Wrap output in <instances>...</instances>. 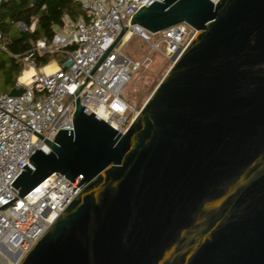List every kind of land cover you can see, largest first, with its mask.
<instances>
[{
	"label": "water",
	"instance_id": "water-1",
	"mask_svg": "<svg viewBox=\"0 0 264 264\" xmlns=\"http://www.w3.org/2000/svg\"><path fill=\"white\" fill-rule=\"evenodd\" d=\"M180 22L194 36L124 133L79 91L129 26L74 92L73 129L22 167L0 209L53 172L81 189L17 264H264V0H155L130 20Z\"/></svg>",
	"mask_w": 264,
	"mask_h": 264
},
{
	"label": "built area",
	"instance_id": "built-area-1",
	"mask_svg": "<svg viewBox=\"0 0 264 264\" xmlns=\"http://www.w3.org/2000/svg\"><path fill=\"white\" fill-rule=\"evenodd\" d=\"M75 1L82 14L75 20L64 14L62 24L53 26L52 39L39 38L29 53L37 50L41 56L60 52L63 63L52 59L36 67L35 59L26 60L29 54L22 57L9 53L22 61L23 69L28 64L36 74L30 84L18 83L20 75L16 78L13 87H24L19 95L0 94V207L17 197L18 191L11 184L23 171L25 163L32 167L28 159L33 152L36 149L50 152L46 140H52L60 129H73L74 92L123 26L129 27L122 39L136 36L150 45V52L164 44L170 57L177 51L180 54L196 32L186 22L156 33L139 24H130L138 9L155 0ZM37 20L33 16L29 24L18 21V29L32 33L31 26ZM155 34H158V38L153 40ZM57 36L60 37L59 41L56 40ZM2 40L0 31V49L6 51ZM39 41L44 42V47H38ZM146 58L138 61L125 57L116 50L115 45L80 89L81 105L124 133L139 110L122 95V91ZM66 61H70L68 66L64 65ZM53 64L59 71L49 75L44 69ZM80 189L61 173L53 172L27 194L2 207L0 250L19 252L21 256L25 254Z\"/></svg>",
	"mask_w": 264,
	"mask_h": 264
},
{
	"label": "trees",
	"instance_id": "trees-1",
	"mask_svg": "<svg viewBox=\"0 0 264 264\" xmlns=\"http://www.w3.org/2000/svg\"><path fill=\"white\" fill-rule=\"evenodd\" d=\"M64 14L75 20L82 14V11L75 0H36L34 4L32 0H6L0 5V31L3 38L7 37L3 44L8 53L25 57L39 38L46 37L50 41L54 35L53 26L62 24ZM33 16L38 19L35 31L26 32L27 36L21 31L11 34L13 23L23 21L29 24ZM52 59H58L63 63V55L60 52L42 54L34 62L36 67H40ZM22 69V61L17 60L11 54H9L8 61L0 58V70L5 72V81L10 86H14Z\"/></svg>",
	"mask_w": 264,
	"mask_h": 264
},
{
	"label": "rangeland",
	"instance_id": "rangeland-1",
	"mask_svg": "<svg viewBox=\"0 0 264 264\" xmlns=\"http://www.w3.org/2000/svg\"><path fill=\"white\" fill-rule=\"evenodd\" d=\"M16 31L20 32L17 22L11 25V34ZM6 38L7 37L3 38L2 44ZM157 38L158 34L152 36L153 40ZM116 50L121 51L125 57L138 61L147 56L144 64L134 73L130 82L122 91V95H124L137 110H140L168 68L172 65V57L166 54L164 44H162L158 50L150 52V45L136 36L130 37L127 40L121 39L116 44ZM8 57L9 53L7 49L6 51L0 49V58L8 61ZM5 78V72L0 70V94H7L13 87L6 83ZM16 256L15 252L0 250V264H17L21 258V254Z\"/></svg>",
	"mask_w": 264,
	"mask_h": 264
},
{
	"label": "clouds",
	"instance_id": "clouds-1",
	"mask_svg": "<svg viewBox=\"0 0 264 264\" xmlns=\"http://www.w3.org/2000/svg\"><path fill=\"white\" fill-rule=\"evenodd\" d=\"M35 28H36V24L35 22H33L32 26H31V30L32 31H35ZM56 40L59 41L60 40V37L57 36L56 37ZM38 47H44V42L43 41H39L38 42ZM44 71L51 75L53 72H56V71H59V69L53 64L52 66H49V67H46L44 69ZM36 72H35V69H31L30 71H25L22 73V75L20 77H18V83L20 84H30L32 82L31 78L33 76H35Z\"/></svg>",
	"mask_w": 264,
	"mask_h": 264
},
{
	"label": "bare ground",
	"instance_id": "bare-ground-1",
	"mask_svg": "<svg viewBox=\"0 0 264 264\" xmlns=\"http://www.w3.org/2000/svg\"><path fill=\"white\" fill-rule=\"evenodd\" d=\"M48 67H49V66H48ZM31 69H33V68H32L30 65L27 64V65H25V67H24V69H23V72H25V71H30ZM23 72H22V73H23ZM22 73H21V75H22ZM21 75H20V76H21ZM18 254H19V252H15V256L18 255ZM16 257H17V256H16ZM16 257H15V258H16Z\"/></svg>",
	"mask_w": 264,
	"mask_h": 264
}]
</instances>
